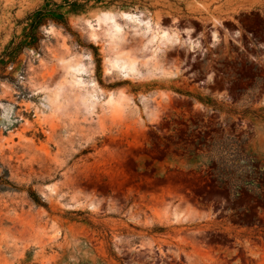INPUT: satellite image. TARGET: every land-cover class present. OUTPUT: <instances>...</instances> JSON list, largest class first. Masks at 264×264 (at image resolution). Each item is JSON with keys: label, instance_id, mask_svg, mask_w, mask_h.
Instances as JSON below:
<instances>
[{"label": "rangeland", "instance_id": "rangeland-1", "mask_svg": "<svg viewBox=\"0 0 264 264\" xmlns=\"http://www.w3.org/2000/svg\"><path fill=\"white\" fill-rule=\"evenodd\" d=\"M0 264H264V0H0Z\"/></svg>", "mask_w": 264, "mask_h": 264}, {"label": "bare ground", "instance_id": "bare-ground-1", "mask_svg": "<svg viewBox=\"0 0 264 264\" xmlns=\"http://www.w3.org/2000/svg\"><path fill=\"white\" fill-rule=\"evenodd\" d=\"M125 16H127V17H129V15L128 14H125ZM124 48V47H123ZM119 60V59H118ZM134 58L132 57V56H129L128 58H127V61H130V63H134ZM66 62L68 63V65L70 66V64H72L73 62H75V59L74 58H69V59H67L66 60ZM71 68V67H70ZM73 70V69H72ZM72 72H74V70L72 71ZM69 74H70V72H69ZM57 84H59L60 85V82H56V85ZM54 95V94H53ZM57 95V94H56ZM59 96H60V93L58 94ZM55 98L56 97H53V101H55ZM113 98V97H112ZM58 100V99H57ZM56 102V101H55ZM114 104V100L113 99H110L109 100V105H113ZM176 213L178 214V215H182V214H184L185 213V210L184 209H178L177 211H176Z\"/></svg>", "mask_w": 264, "mask_h": 264}, {"label": "trees", "instance_id": "trees-1", "mask_svg": "<svg viewBox=\"0 0 264 264\" xmlns=\"http://www.w3.org/2000/svg\"><path fill=\"white\" fill-rule=\"evenodd\" d=\"M67 27V26H66Z\"/></svg>", "mask_w": 264, "mask_h": 264}]
</instances>
